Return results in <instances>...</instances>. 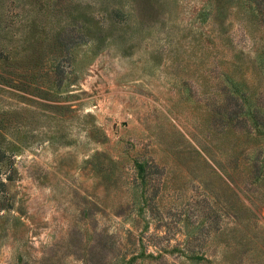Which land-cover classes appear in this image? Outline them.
<instances>
[{"label":"rangeland","instance_id":"rangeland-1","mask_svg":"<svg viewBox=\"0 0 264 264\" xmlns=\"http://www.w3.org/2000/svg\"><path fill=\"white\" fill-rule=\"evenodd\" d=\"M223 1L0 0L49 56L0 82V264H264V7Z\"/></svg>","mask_w":264,"mask_h":264},{"label":"trees","instance_id":"trees-1","mask_svg":"<svg viewBox=\"0 0 264 264\" xmlns=\"http://www.w3.org/2000/svg\"><path fill=\"white\" fill-rule=\"evenodd\" d=\"M214 10L216 11L214 21L220 23L221 22V15L223 14V0H214ZM251 2L254 3V6L256 5V8L258 11H262V6L264 7V0H252ZM87 22V21H85ZM87 33H91L92 28L86 27L85 28ZM94 33L98 32V27L94 28ZM87 35V34H86ZM58 44V49H56L58 52L61 50V47L63 46V49L66 50L68 44L72 43L73 38L71 36L67 37V41L62 43V39L59 37L55 38ZM50 51V50H49ZM60 55V53H59ZM59 55H52V58L49 59V61L57 63L58 60L62 58V55H60L61 58L56 60V57H59ZM24 59H20V57L10 56L7 52H4L0 49V82L2 81L3 84L7 86H12L17 89H30L31 91L37 90L36 86V80L38 77L35 76V73L32 71V66L40 65L41 63L45 62L46 57H49L46 55V52H44V47L41 46L37 49H34V51H31V53H27L26 56H24ZM44 59V60H43ZM56 60V61H55ZM230 80L228 82V85L225 89L227 95L235 101H239V105L243 102L245 103V100L248 99V92L245 91V88L242 84L238 82H233L232 79L227 78ZM227 89V90H226ZM239 111V112H238ZM236 112L239 114L240 110L235 108L233 110H230L229 116L230 118H234V116H238ZM255 118V115H253ZM12 121L9 117H5L3 115H0V129H5L7 126H11L9 123ZM258 124H260L258 122ZM263 125V124H260ZM262 133L264 134V127L261 128ZM3 140V132L0 131V142ZM1 146V145H0ZM4 158V153L0 147V159ZM252 165V171H251V182L250 184L260 182L262 178H264V172H260V170L264 169V156L259 158V155H255L251 161ZM259 164V165H258ZM254 168V169H253ZM240 263V262H239ZM105 264V262H103Z\"/></svg>","mask_w":264,"mask_h":264}]
</instances>
